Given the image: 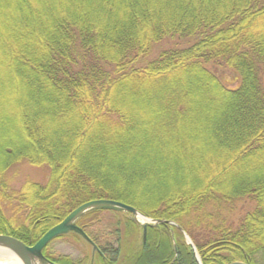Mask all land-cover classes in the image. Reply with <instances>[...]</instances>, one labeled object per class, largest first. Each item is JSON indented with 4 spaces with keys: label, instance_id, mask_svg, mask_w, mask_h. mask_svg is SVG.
Returning <instances> with one entry per match:
<instances>
[{
    "label": "trees",
    "instance_id": "obj_1",
    "mask_svg": "<svg viewBox=\"0 0 264 264\" xmlns=\"http://www.w3.org/2000/svg\"><path fill=\"white\" fill-rule=\"evenodd\" d=\"M4 84L23 102L0 109L6 129L18 125L0 137V234L32 245L107 199L163 222L142 243L129 212H85L74 223L100 251L93 264H198L181 230L201 264H264V0H0L7 105ZM21 161L46 167L47 182L11 187L5 172ZM241 200L254 208L219 220ZM102 214L107 238L93 230ZM62 237L82 257H54L49 244L45 257L90 263L79 234Z\"/></svg>",
    "mask_w": 264,
    "mask_h": 264
},
{
    "label": "rangeland",
    "instance_id": "obj_2",
    "mask_svg": "<svg viewBox=\"0 0 264 264\" xmlns=\"http://www.w3.org/2000/svg\"><path fill=\"white\" fill-rule=\"evenodd\" d=\"M171 43H163L161 47H154L156 50L158 49H163L169 46ZM208 68L213 70L220 78L221 80L229 87H235L238 84L237 74L234 73L232 70L221 68V67H212L210 64L208 65ZM5 89L7 92H2V97L4 99V102H7L6 100H12L11 103L5 105L0 104V109L3 108L8 114H11L13 109L16 110V107L18 106L17 104L22 103L23 101L19 98V96L16 94L17 93V88L13 87L12 85H6L4 84ZM10 92V93H9ZM6 124V123H5ZM5 124L0 122V137L2 140H6L12 135L10 134V129L11 131H18V125L17 123H14V125H10L9 130L6 129ZM8 131V132H7ZM14 133V132H13ZM9 136V137H8ZM172 168L170 165L166 166V170H171ZM48 174L49 171L46 167H41V166H34L29 164L26 161H21L18 163L13 164L10 166L6 172H5V178L7 182L11 185V187L15 189H19V187L25 182V181H30V182H35V183H46L48 180ZM162 184H175V182L165 179L161 180ZM255 204L247 201V200H241L237 201L230 209L229 208H224L220 210L219 212V220H226L228 224L236 223L241 215H243L245 212H249L254 208ZM103 215V214H102ZM101 215V216H102ZM214 216V215H213ZM103 218H101L102 221L98 222L93 230L97 229V233L101 235V238H107V233H108V225L110 224L109 216L103 215ZM136 218V217H135ZM138 220V219H137ZM215 220L213 217H210V222H214ZM139 224H143V222L138 221ZM109 223V224H108ZM205 226L202 224L200 227H195L194 232L195 233H204L205 232ZM183 238H189L188 235L183 231L181 232ZM66 238H74V237H62L58 239H54L48 246L47 250L48 252L54 256V257H59V256H68L71 260H76L78 258H81V247H78L77 244H74L72 242H68ZM71 241V240H70ZM188 241V240H186ZM81 242V241H80ZM82 245H84V242H81ZM88 244H86L87 246ZM92 249V248H91ZM88 253L90 255V246H88ZM92 252V251H91ZM0 264H7L6 261H3L2 258H0ZM122 264V263H119ZM124 264V263H123Z\"/></svg>",
    "mask_w": 264,
    "mask_h": 264
},
{
    "label": "water",
    "instance_id": "obj_3",
    "mask_svg": "<svg viewBox=\"0 0 264 264\" xmlns=\"http://www.w3.org/2000/svg\"><path fill=\"white\" fill-rule=\"evenodd\" d=\"M91 209H99V210H112V211H124L129 212L132 215V218L138 222V220L135 218L137 215L142 216L143 218L149 220L150 222H145L142 225V242H145L146 239V229L147 226H150L153 222V224L162 223L163 221H155L150 218L145 217L143 214L138 212L135 208L126 205L124 203L114 201V200H107V199H97V200H90L87 202H84L80 204L78 207L73 209L67 216L63 218L62 221L57 223L56 225L52 226L50 229H48L34 244L27 245L23 243L22 241L6 235V234H0V245L15 249L18 257L22 261V264H56L53 261L46 258L42 250L44 247L51 242L56 237L66 234L70 231H73L77 234H79L91 247H92V253L99 252V249L96 247V245L88 238V236L84 233V231L76 226L74 223L75 220L80 217L85 212L91 210ZM171 225L176 226V224H173V222H168ZM198 260V258H197ZM93 263V254L91 256L90 264ZM229 264H246L242 261H233Z\"/></svg>",
    "mask_w": 264,
    "mask_h": 264
},
{
    "label": "bare ground",
    "instance_id": "obj_4",
    "mask_svg": "<svg viewBox=\"0 0 264 264\" xmlns=\"http://www.w3.org/2000/svg\"><path fill=\"white\" fill-rule=\"evenodd\" d=\"M138 212H139V211H138ZM141 214H142V213H141ZM131 216H132V215H131ZM145 217H146V216H145ZM147 218H148V217H147ZM132 219H133V218H132ZM136 219H138V221L143 222V223H145V222H150L149 220L143 218V217L140 216V215H137V216H136ZM150 219H151V218H150ZM133 220H134V219H133ZM152 220H153V219H152ZM134 221H135L136 223L139 224V222H137L136 220H134ZM155 221H157V220H155ZM151 223H152V224H151L150 226L155 225V224H153V222H151ZM167 223H168V222H167ZM168 224L171 225L170 223H168ZM173 224H175V223H173ZM139 225L142 227L141 224H139ZM172 226H174V225H172ZM147 227H148V226H147ZM174 227L178 228L177 225L174 226ZM178 229H179V228H178ZM181 232H183V231L181 230ZM146 234H147V229H146ZM141 235H142V232H141ZM186 240H188V241H186ZM145 241H146V239H145ZM141 242H142V236H141ZM184 242L186 243V245L190 246V248L192 249L193 253L195 254V257H196V261H197V263H198V264H201V262H200V260H199V257H198V254H197V252H196V249H195L194 245L192 244L190 238H184ZM142 243H145V242H142ZM172 245H173V248H174V255H176V245H175L173 239H172ZM0 258H2L3 261H6L7 264H22V261H21L20 258L18 257V254H17V252H16L15 249H10V248L4 247V246H2V245H0ZM197 258H198V260H197ZM173 260H174V257L171 259V261H173Z\"/></svg>",
    "mask_w": 264,
    "mask_h": 264
}]
</instances>
